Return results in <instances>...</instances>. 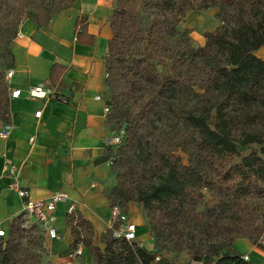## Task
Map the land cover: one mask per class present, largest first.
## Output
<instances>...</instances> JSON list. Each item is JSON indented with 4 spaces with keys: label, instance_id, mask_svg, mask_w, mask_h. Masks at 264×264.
Listing matches in <instances>:
<instances>
[{
    "label": "trees",
    "instance_id": "obj_1",
    "mask_svg": "<svg viewBox=\"0 0 264 264\" xmlns=\"http://www.w3.org/2000/svg\"><path fill=\"white\" fill-rule=\"evenodd\" d=\"M21 1L26 18L40 27L77 2ZM142 6L151 17L148 29ZM213 8L226 26L195 46L191 29L179 26L189 11ZM110 26L104 59L114 108L109 122L125 125L126 136L119 197L143 205L159 250H187L205 263L254 264L230 250L238 238L256 242L264 235V58L257 54L264 46V0H116ZM75 31L78 43L95 44L80 17ZM65 71L55 63L51 80ZM4 84L0 121L10 104ZM253 144L258 149L241 154L240 147ZM67 217L73 249L82 244L96 264L156 260L157 252L138 242L116 239L118 223L103 233L102 248L89 219L79 211ZM21 221L13 218L0 236V264L42 263L43 242H25L37 227Z\"/></svg>",
    "mask_w": 264,
    "mask_h": 264
},
{
    "label": "crops",
    "instance_id": "obj_2",
    "mask_svg": "<svg viewBox=\"0 0 264 264\" xmlns=\"http://www.w3.org/2000/svg\"><path fill=\"white\" fill-rule=\"evenodd\" d=\"M115 5L116 0H77L71 8L55 15L48 27L32 20L24 24L14 48L17 64L9 79L11 90L19 88L22 94L10 95V104L0 121V207L2 199L11 203L10 208L0 210V218L13 215L1 228L9 230L15 212L23 210V200L11 188L17 179L28 187L33 198H46L60 190L68 192L69 198L55 212L56 227L60 220L65 221L72 205L93 223L96 237L113 226L111 206L120 197L116 175L108 166L107 147L112 133L104 111V59L112 38L110 16ZM202 16L197 10L188 12L186 26L200 27L206 21ZM78 17L89 24V32L96 37L94 45L76 41ZM55 63L66 66V71L54 83L51 72ZM38 84L46 85L52 95L31 97L29 87ZM98 95L102 99H97ZM39 110L42 112L37 116ZM3 131L7 134L2 136ZM128 205V221L137 224L138 244L157 252L159 259L156 257L152 264H191L188 254L159 250L140 204ZM66 235L67 240L59 246L70 245L71 233ZM230 253H240L254 264L264 259V253L245 238H238ZM79 260L80 264H96L89 249ZM58 262L55 264H61Z\"/></svg>",
    "mask_w": 264,
    "mask_h": 264
},
{
    "label": "rangeland",
    "instance_id": "obj_3",
    "mask_svg": "<svg viewBox=\"0 0 264 264\" xmlns=\"http://www.w3.org/2000/svg\"><path fill=\"white\" fill-rule=\"evenodd\" d=\"M142 8H143V20H144L145 29H148L151 25V17L149 16L147 12L146 7L142 6ZM22 10L23 9H22L21 0H0V90L2 92L5 91L6 88H5L4 82L7 81L9 84L7 90L10 95H11V87H10V80L6 76L7 70L14 69L16 67L17 59L14 54V48L17 44L19 33L23 31L24 24L30 20L26 18ZM219 11L220 10L218 8H213V9H209L206 11H200L201 15H203L206 19L205 23H203L200 27L190 28L191 29L190 35L192 36L193 43L195 46H200V45L205 44L207 41V37L210 33L224 30L226 24L220 20ZM203 16L201 17V19H203ZM186 22H188L187 16H186L185 21L182 22L179 26V28L182 31L186 27H188L186 26ZM257 53L259 54L260 57L264 58V46L261 49H259ZM104 98L107 101V105L109 106V110H106V109L104 110L106 117L108 119L114 109L112 105H110L112 94L108 87H107V91L105 92ZM108 126L111 128V133H112L111 142L109 144V147L111 146L113 149V151L111 152L107 151V153L109 154V158H110L108 162V166L115 173L116 179L118 181L117 173H118L119 166L121 163L120 161L124 155V151H122V147L125 145V140H126L125 125L120 126L119 124L108 123ZM118 135L121 136V141L119 143H114L113 137L118 136ZM254 149H258V146L256 144L249 145L246 147H240V151L242 155H246ZM180 154L182 155L184 162L188 164V155L182 151H180ZM238 160L239 159H236V161ZM206 196L208 199L210 198V193L208 191H206ZM139 204H140V207L144 210L143 205L141 203ZM10 205L11 203H9L7 200L5 201L4 199H2V206L0 207V210L2 211L5 208H10L11 207ZM116 205L125 207L127 208V210L129 208L128 203L125 200H122L121 198L120 200L118 198L116 201L112 203L111 209ZM15 214L16 216L14 215V218L22 217L21 223L25 224V226L28 229H31L32 227H37V231L33 232L32 236H26L25 242H26V246L28 242L30 241L34 243L35 240L38 241L40 239L43 242V247L41 248V255H42L41 264H55L58 261H59L58 263H61V264H80L79 259L68 260L65 258L66 253L73 249V241H74V236L72 234V226L69 223L68 217L65 219V221L61 222L60 220V223L57 224L60 238L58 240H51L47 238L45 230H43V227H41L38 224L36 219L26 217L25 214L23 213V210H17ZM144 214L146 216L145 210H144ZM111 215H112V211H111ZM12 216L13 215L11 214L9 217L0 218V223H1L0 225L3 227H6ZM129 216L130 215L128 213L127 218H129ZM114 223L115 222L112 221V224ZM147 229L150 232L149 225H148V219H147ZM81 232L85 233L86 229L81 228ZM66 233H71L70 245L68 247L63 246L64 244L62 246H59V242L61 243L62 241L67 240ZM34 235L36 236L35 239H34ZM263 236L258 241L252 242L262 253H264ZM94 242L97 245L101 246L102 248L105 247V243L103 242V234L102 236H98V237H96V235L94 234ZM87 249L88 248L84 246L85 253ZM167 249L173 250L171 247ZM178 252H183V254H188L189 256V253L187 250L178 251ZM244 259L247 261H251L249 260L248 257H244ZM210 263L221 264V263H218L216 259L211 261ZM30 264H33V263H30ZM260 264H264V259L260 260Z\"/></svg>",
    "mask_w": 264,
    "mask_h": 264
},
{
    "label": "built area",
    "instance_id": "obj_4",
    "mask_svg": "<svg viewBox=\"0 0 264 264\" xmlns=\"http://www.w3.org/2000/svg\"><path fill=\"white\" fill-rule=\"evenodd\" d=\"M22 36V33H19V37ZM14 69L7 70V78L11 79L14 75ZM28 93L33 98H46L52 95L51 89H49L44 84H38L35 86H31L28 89ZM22 94L21 89H13L11 90V96L18 97ZM97 99H102L100 95L96 96ZM106 110H109V106L105 107ZM42 111H37L36 115L40 116ZM7 132L3 131L1 135H6ZM33 141L34 138L32 137ZM121 141V136L113 137L114 143H119ZM11 188L16 190L18 195L23 200V213L28 218H34L37 222L43 227L46 232V235L51 239L59 238L58 229L55 226L57 221V217L55 212L57 210L58 205L69 198V194L66 191L60 190L51 194L46 198H33L31 193L25 185L21 183L20 180H16L11 184ZM76 211L75 206L72 205L68 208L67 215H72ZM128 212H126L120 205H116L112 208V218L115 223H118V227L114 229L113 236L118 240H126L129 243H133L138 241L137 234V224L128 221L127 218ZM8 230L0 227V236H6ZM264 238V236H263ZM84 254V246L80 244L77 248L72 249L68 253H66L65 258L68 260H76L80 259ZM159 259V257H157ZM191 264H212L205 263L204 261L193 260Z\"/></svg>",
    "mask_w": 264,
    "mask_h": 264
}]
</instances>
